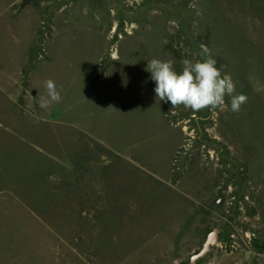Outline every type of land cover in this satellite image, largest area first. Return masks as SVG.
I'll return each mask as SVG.
<instances>
[{
    "label": "rangeland",
    "instance_id": "1",
    "mask_svg": "<svg viewBox=\"0 0 264 264\" xmlns=\"http://www.w3.org/2000/svg\"><path fill=\"white\" fill-rule=\"evenodd\" d=\"M202 45L239 112L156 97L148 61L179 72ZM48 79L62 99L41 107ZM17 81L0 264H264V0H0V84Z\"/></svg>",
    "mask_w": 264,
    "mask_h": 264
},
{
    "label": "clouds",
    "instance_id": "2",
    "mask_svg": "<svg viewBox=\"0 0 264 264\" xmlns=\"http://www.w3.org/2000/svg\"><path fill=\"white\" fill-rule=\"evenodd\" d=\"M203 59H182V70L177 71L173 59L153 58L148 61L146 71L151 73L155 82V94L159 101L170 102L172 109L183 106L194 112L207 108L215 109L225 105V97H230L232 112H239L248 97L236 94V85L229 74L218 68L217 61L206 46H201ZM47 95L42 99L41 107L61 101L60 91L54 80L44 83Z\"/></svg>",
    "mask_w": 264,
    "mask_h": 264
},
{
    "label": "crops",
    "instance_id": "3",
    "mask_svg": "<svg viewBox=\"0 0 264 264\" xmlns=\"http://www.w3.org/2000/svg\"><path fill=\"white\" fill-rule=\"evenodd\" d=\"M4 20V19H3ZM8 23H14L12 20L10 21V19H5ZM26 65V64H25ZM24 65V66H25ZM23 66V67H24ZM23 67H21V69L23 68ZM19 85V81H17V83H14L13 84V86L11 87V88H8L7 90H5L4 89V86L2 85V84H0V91L2 92V96L3 97H6V98H8L9 100H11V101H13V104L12 105H14L15 103H16V101H17V98H18V96H16V95H14L13 93H14V91H17V89H18V86ZM1 96V95H0ZM3 97H2V99H3ZM1 101V100H0ZM11 105V106H12ZM2 105L0 104V107H1Z\"/></svg>",
    "mask_w": 264,
    "mask_h": 264
},
{
    "label": "water",
    "instance_id": "4",
    "mask_svg": "<svg viewBox=\"0 0 264 264\" xmlns=\"http://www.w3.org/2000/svg\"><path fill=\"white\" fill-rule=\"evenodd\" d=\"M215 243H216V232L213 231L210 234V236H209L207 242L205 243L203 249L200 251V253L198 255L193 256L192 257V260H195V259H197V258L202 257L203 255H205L208 252L209 247L211 245H214Z\"/></svg>",
    "mask_w": 264,
    "mask_h": 264
}]
</instances>
